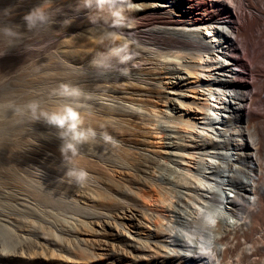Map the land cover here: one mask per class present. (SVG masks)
I'll use <instances>...</instances> for the list:
<instances>
[{
	"label": "bare ground",
	"instance_id": "6f19581e",
	"mask_svg": "<svg viewBox=\"0 0 264 264\" xmlns=\"http://www.w3.org/2000/svg\"><path fill=\"white\" fill-rule=\"evenodd\" d=\"M133 1L139 0H118L122 11L117 20L107 9L94 14L79 7L80 0H49L50 10L54 12L52 24L29 31L23 17L43 3L47 8V0H0V28H14L20 36L29 34L28 38L23 36V42H18L17 50L30 42L51 41L58 56L57 67L68 66L70 62L84 69L94 59L107 63L110 41L105 36L108 34L112 41L121 42L123 55L129 57L131 64L140 63L142 67L152 61L157 62L155 65L159 63L158 67L150 63L141 68L144 71L139 69L144 75L139 84L123 83L125 92L124 89L119 92L122 96L117 94L109 106L100 103L96 93H93V103L83 98L84 104L78 105L82 127L94 129L97 136L94 143L81 145L78 154L67 164L60 152L62 141L52 126L48 140H33L31 144L32 157L26 160H33L32 170H21L17 164L19 146L25 142L17 135L18 115L13 102L18 77L13 70H5L10 61L15 62L14 54L10 47L5 48L11 52L4 49L6 37L0 38V51H6L0 56V264H264V162H261L264 161V0H140L141 5L136 7L130 5ZM97 17L101 22L94 25L90 18ZM65 19L71 22L64 24ZM146 20L151 24L145 23L147 26L143 29L140 24ZM60 29L63 31L58 32ZM118 35L126 38L123 40ZM203 41L208 60L198 61L194 51ZM25 52L27 56L32 53ZM219 55L226 61L222 72L231 81L225 85L229 90L225 98L244 114L220 124L214 133L208 129L196 132L191 122L193 112L207 111L202 92L206 88L210 90L203 80L209 69L201 65L205 61L213 65L210 69L214 68L215 64L209 60ZM109 61L116 68L118 64H125L115 58ZM80 68L77 69L80 71ZM66 69L64 73L68 75L70 71ZM184 69L188 75L175 81ZM142 74L136 72V75ZM60 75L53 77L59 80ZM43 78L54 79L49 74ZM114 83L116 90L119 83ZM106 88L103 83L90 90ZM180 88L194 93L198 103L186 106L173 100L187 96L184 91V94L176 92ZM130 89L137 91L128 92ZM171 104L179 112L177 118H170L176 130L179 127L182 134L196 133L190 142L218 147L212 158L198 153L196 160L200 168L193 173L181 170V177L173 180L190 196L183 203L189 205H185L187 210L183 216L178 213L173 216L176 213L173 205L180 203L179 197L175 199L178 191L172 195L169 191L172 188L154 179L157 170L144 168L148 159L162 153L159 149L163 140L158 130L160 123L170 117L164 112ZM191 104L196 105L195 109ZM53 106V112L62 107ZM237 123L243 128L245 143H231L237 153L232 163L222 153L221 145L226 146ZM103 134L109 139H103ZM33 136L38 135L33 133ZM252 143L258 145V156H252L249 151ZM253 157L255 162L250 160ZM68 167L85 171L86 181L78 185L67 180ZM205 167L207 170H202ZM176 172L168 175L172 177ZM21 188L29 200L26 205L18 202Z\"/></svg>",
	"mask_w": 264,
	"mask_h": 264
},
{
	"label": "rangeland",
	"instance_id": "374dc122",
	"mask_svg": "<svg viewBox=\"0 0 264 264\" xmlns=\"http://www.w3.org/2000/svg\"><path fill=\"white\" fill-rule=\"evenodd\" d=\"M130 5H132L133 7H136V6H138V5H141V1L139 0V1H133V2H130ZM135 5V6H134ZM158 21V20H157ZM145 23H150L149 21H144V22H141V28H143L144 29V27L146 28V26H147V24H145ZM145 24V25H144ZM151 24V23H150ZM70 29V28H69ZM69 29H66V28H64V30H69ZM63 31V29H60V30H58V32L59 31ZM28 35L29 34H26L25 36H24V34L22 35L21 34V36H20V38L18 37V40L15 38V40H14V46H16V47H13V46H11L10 48L11 49H13V50H11L12 51V53L14 54V57H13V59H14V61L15 62H11L10 61V63H12V65L9 63V64H5L6 65V69L5 70H7V69H9L10 71L11 70H13V71H11L16 77H18L17 78V84L18 85H20V87L17 85V91H16V93L18 94H16V97H15V100L13 101L14 102V106L17 108V107H20V108H22L24 105H26L27 103H29L30 101H33V100H36V101H38L39 103H40V106H41V108L44 110V111H47V112H53V110H51L52 108H54V106H53V104L55 105V107H60V106H63V105H65V103L66 102H68V104L70 103V105H73V107H76V106H81L80 104H84L83 103V98L85 97L86 99H84V101L86 100V102L87 103H93V101H95L94 99H95V96L96 97H98L99 98V102L100 103H103L105 106H109L110 104H113V101L115 100V96H118V95H121L120 93L122 92V90L125 92V86H124V84L123 83H125V82H128V83H134V84H136V85H138L139 84V81H141V79L144 77V75L142 74L143 72L142 71H144V69H141L142 67H145L146 65L147 66H149V65H155L156 63H154L153 61H152V63L150 64H148V63H146L145 65H142V67H141V65H139L140 63H137V64H131V61L128 59L127 60V62H125V64L124 65H122V64H118V66H117V68H116V66L114 67V65L112 66L111 65V67L112 68H104V67H96V66H93V65H89V66H87V67H84V69H81L80 68V65H78V64H75V63H67L68 64V66L65 64V66L64 67H66V68H64L63 66H60V67H57V64L55 63V61H57V58H58V56H57V53H56V50H54V49H52V47L53 46H51L52 45V42L51 41H47V40H43V41H37V42H30L28 45H24L25 46V48L24 49H20V50H17V45L19 44V43H21V42H23L24 41V39L25 38H28ZM25 38H24V37ZM22 37V38H21ZM118 37H120V38H122L123 40L126 38L125 36H122V35H118ZM124 37V38H123ZM146 37H149V36H146ZM9 38L8 37H6L5 39H4V41H3V44H4V49L6 50V48H8L7 46H8V42H9V40H8ZM20 39H22V40H20ZM150 39V38H149ZM120 40V39H119ZM118 40V41H119ZM46 41V42H45ZM16 42H17V44H16ZM19 42V43H18ZM45 42V43H44ZM133 42H134V40H133ZM34 43H35V45H34ZM48 43V44H47ZM49 43H50V45H49ZM121 42L119 41V44H120ZM30 44H32V45H30ZM45 44V45H44ZM129 45H131V44H129ZM133 45H136V42L133 44ZM132 45V46H133ZM26 46L27 47H29L28 49H26ZM45 46H46V48H45ZM47 46H49V47H47ZM151 46H153V45H151ZM6 47V48H5ZM13 47V48H12ZM32 47V48H31ZM36 47V48H35ZM38 47V48H37ZM130 47V46H129ZM154 47H156V46H154ZM160 47H164V45H162L161 44V46ZM48 48V49H47ZM131 48V47H130ZM26 49V50H25ZM33 49L35 50V51H33ZM37 49V50H36ZM133 49V47L131 48V50ZM10 50H6V51H10ZM19 51L17 54L16 53H14V52H17V51ZM23 50H24V52L25 51H32V53L34 54V55H36L35 57H34V55H32V53L30 54V55H28L29 56V58L30 59H28V56L23 52ZM47 51V53H46V51ZM52 50L54 51V52H52ZM130 50V51H131ZM134 50V49H133ZM132 50V51H133ZM6 51H5V53H6ZM10 51V52H11ZM49 51V52H48ZM134 51H136V53L137 52H139V50H134ZM7 52V53H8ZM24 54H23V53ZM39 52V53H38ZM21 53V54H20ZM36 53V54H35ZM39 55H38V54ZM15 54H16V57H15ZM19 54H20V56H19ZM47 54V55H46ZM55 54V55H54ZM22 55H23V57H22ZM25 55V56H24ZM48 55H50V56H48ZM17 56H18V58H17ZM27 56V57H26ZM38 56V57H37ZM46 56V57H45ZM50 58V61L48 60V57ZM54 56V57H53ZM136 57H137V55H135ZM139 57H141L140 55H138ZM57 57V58H56ZM19 58H21V60H23V61H21V60H19ZM27 58V59H26ZM36 59V60H35ZM52 59V60H51ZM107 61V60H106ZM130 61V62H129ZM140 60H138V62H139ZM18 62V63H17ZM50 62V63H49ZM108 62H110V64H111V61H107V63ZM14 63V64H13ZM21 63V64H20ZM47 63H49L48 65H47ZM53 63V64H52ZM126 63H128V64H131V65H129L128 66V64H127V67H126ZM252 63V62H251ZM17 64H19V65H17ZM42 64V65H41ZM46 66H45V65ZM159 64V63H158ZM157 64V65H158ZM253 64H254V62H253ZM10 67H9V66ZM13 65H16V66H18V67H14ZM33 66V68H32V66ZM44 65V66H43ZM72 65V66H71ZM77 65V66H76ZM134 66V68H133V66ZM137 65V66H136ZM157 65H155L156 67H158ZM254 65H257L256 63L254 64ZM253 65V66H254ZM11 66H13V67H11ZM31 68H30V67ZM40 66H41V68H40ZM153 67V69H155L156 67ZM27 67H29V68H27ZM48 67V69H46ZM52 67V68H51ZM63 67V68H62ZM70 67H72V68H70ZM73 67H75V69L73 68ZM138 69H137V68ZM41 69V72L39 71L40 69ZM69 68H70V70H69ZM77 68H80V71H79V69H77ZM31 69H33L32 71H31ZM34 69L37 71V73H35L34 72ZM45 69V70H44ZM60 69H62V71L60 70ZM66 69V72H68V71H70V73L68 74V75H66L67 73H64V70ZM71 69H74V70H71ZM112 72H114L113 74L112 73H110L111 71ZM119 69V70H118ZM127 69V70H126ZM128 69H131V70H128ZM137 69V70H136ZM139 69H141V70H139ZM43 70H44V72H43ZM46 70H47V73H46ZM49 70V71H48ZM51 70H52V74H51ZM56 70L58 71V70H60L58 73L56 72ZM77 70V71H76ZM81 70H83V71H81ZM114 70V71H113ZM151 70H152V67H151ZM54 71H55V73H54ZM121 72V75H120V72ZM127 71H129V72H127ZM24 72V73H23ZM62 72L65 74H62ZM74 72V73H73ZM77 72L78 73H80V74H78V75H76L77 74ZM125 72V73H124ZM127 72V73H126ZM135 72V73H134ZM136 72H137V74H142V75H136ZM139 72V73H138ZM36 74L35 76L34 75H31V74ZM39 73V74H38ZM44 73V74H43ZM119 73V74H118ZM17 74H18V76H17ZM24 74V75H23ZM42 74V75H41ZM47 74H49V76H51L52 78H54V79H51V81L49 80V79H47V78H43L45 75H47ZM62 76H61V75ZM74 74V75H73ZM111 74V75H110ZM114 74H116V75H114ZM126 74V76H123L124 78H122V75H125ZM133 74V75H132ZM134 74H135V76H134ZM20 75V76H19ZM58 75H60L59 76V80L57 79L58 77H53V76H58ZM69 75L71 76V77H73V78H70L69 77ZM73 75V76H72ZM111 77H110V76ZM113 75V76H112ZM121 76V78H120V76ZM132 76V77H130V76ZM25 77V79H27V80H25V83H24V80H23V82H21L22 81V79ZM34 76V77H33ZM41 76H43V77H41ZM63 76H65V77H63ZM75 76H80V77H78V79L75 77ZM114 76H116V77H118L117 79H116V77H115V79H114ZM32 77V78H31ZM38 77V78H37ZM63 77V78H62ZM133 77H135V80L136 81H134V78ZM137 77V78H136ZM139 77V78H138ZM61 78H62V80H61ZM65 78H70L69 80L68 79H66V80H63V79H65ZM75 78V79H74ZM110 78V79H109ZM126 78V79H125ZM33 79H40V81L42 80V82H38V84H34L32 81H30V80H33ZM55 79H57V80H55ZM72 79V80H71ZM74 79V80H73ZM112 79H113V82H115V83H119L120 84V86H119V84H117V88H116V90L115 89H113V82H112ZM124 79V80H123ZM130 79H132V80H130ZM29 80V82H32V83H29V82H27ZM46 80V81H45ZM67 80L68 81H70V82H68L67 83ZM82 80V81H81ZM85 80V81H84ZM115 80V81H114ZM119 80V81H118ZM137 80H138V82H137ZM19 81V82H18ZM53 81H55L54 83H52ZM57 81V82H56ZM62 81V82H61ZM65 81V82H64ZM72 81V82H71ZM75 83H74V82ZM111 82L110 84H109V82ZM124 81V82H123ZM21 82V83H20ZM46 82V83H45ZM60 82H61V84H66V85H70V86H74V87H78L80 90H81V93H80V95L79 96H75V97H66V96H60V95H58V94H56V93H54V89H57L58 88V86L60 85ZM108 82V83H107ZM120 82H122V83H120ZM136 82V83H135ZM50 83H52V85L50 84ZM95 83V84H94ZM106 84L107 85V88H106V90L105 89H100L99 91H91L90 89L92 88V87H94V85L95 86H99L100 84ZM115 83H114V85H115ZM32 84V85H31ZM48 84V85H47ZM123 84V85H122ZM21 85H23V86H21ZM37 85V86H36ZM41 85H43V86H41ZM121 85L124 87H121ZM32 86H33V88H35V89H33L32 88ZM39 86V87H38ZM51 86V87H50ZM110 86H112L111 87V89L109 88ZM131 86H134L133 84H131ZM42 87H44V88H42ZM48 87V88H47ZM42 88V89H41ZM46 88V89H45ZM89 88V89H88ZM119 88H121V89H119ZM39 89V90H38ZM134 90V91H133ZM130 89L128 92H133V93H135V91H137L136 89ZM43 91V92H42ZM115 91H118V93L116 92L115 93ZM39 92V93H38ZM120 92V93H119ZM30 93V94H29ZM32 93V94H31ZM93 93H96L95 94V96H94V94ZM29 94V95H28ZM40 94V95H39ZM90 94V95H89ZM93 94V95H92ZM118 94V95H117ZM28 95V96H27ZM37 96V97H36ZM88 96V97H87ZM104 96V97H103ZM122 96V95H121ZM18 97V98H17ZM34 97V98H33ZM90 97V98H89ZM93 97V98H92ZM106 97H107V99H106ZM111 98V99H110ZM104 99H105V101H104ZM109 99H110V101H109ZM17 100V101H16ZM75 100H77V101H75ZM16 102V103H15ZM18 102V103H17ZM11 103V102H10ZM56 103V104H55ZM61 103V104H60ZM63 103V104H62ZM72 103V104H71ZM76 103H77V105H76ZM79 103V104H78ZM95 103V102H94ZM17 104V105H16ZM67 104V103H66ZM50 105V106H49ZM75 105V106H74ZM50 107V108H49ZM48 109V110H47ZM50 109V110H49ZM15 113H16V111H15ZM16 115H18L17 113H16ZM135 115V114H134ZM133 115V116H134ZM130 116V115H129ZM129 116H127L126 118H129ZM135 117V116H134ZM19 118H20V120H19ZM131 118V117H130ZM24 120H26V121H24ZM134 120L136 121V118H134ZM32 119H31V117H29L28 115H24V116H21V115H18V126H19V124H20V129H19V127L17 126V131H18V133H17V135H18V138H20L21 140H22V142L24 143L23 145L21 144L19 147H20V152H19V155H20V158L18 159V161H20V162H17V164H18V169H23V170H25V169H27L28 171H30V170H32L31 168H30V166L31 165H33V160H31L30 162L29 161H27V160H29V158L28 157H32L31 156V148H32V142H33V140L35 141V140H37V141H41L42 140V138H43V140L44 141H46V140H48L49 139V137H50V132H52L51 131V128H52V126H50V125H48V124H46L44 121H42V120H38V122L37 121H33V122H35L36 123V125L33 123V124H31L32 123ZM20 122V123H19ZM26 123V124H25ZM40 124V125H38V124ZM22 124H24V125H22ZM28 124V125H27ZM23 127H22V126ZM35 125V126H34ZM134 128V127H133ZM47 130V131H46ZM50 130V131H49ZM57 132H58V129H57ZM33 133H34V135L36 136V135H38L36 138L33 136ZM49 134V135H48ZM46 135V136H45ZM39 137V138H38ZM41 137V138H40ZM34 138V139H33ZM47 138V139H46ZM40 139V140H39ZM46 139V140H45ZM42 140V141H43ZM27 144V145H26ZM159 144H160V142H159ZM158 144V145H159ZM160 146V145H159ZM183 146V145H182ZM182 146H179V148L180 147H182ZM28 147V148H27ZM28 150H29V152H28ZM159 150H162V147L160 146V149ZM181 155V154H180ZM160 158H159V157ZM158 156H156L155 158H154V156H153V158L152 159H148V161H147V163H146V167H144L146 170H150V171H155L156 172V170L158 171V172H156L157 173V175H156V173H155V176H157V177H154V179H158L160 182H162V186H165L166 188H172V189H170L169 191H171V193H173L172 195H174V191H178V196L180 197V198H182V199H189L187 196H185L184 194H182V193H180V192H184L183 190H181V188H178L177 187V180H178V178H179V176H180V174H181V171H179L178 170V172H176V173H174V174H172L171 176L172 177H170L169 175H168V171H167V169H165V168H163V169H160V167H155V165L156 166H158V163H159V166L161 165V167H163V165H162V161H165L166 159H164L163 158V155H162V153L160 152V154L158 155ZM145 157V156H144ZM158 157V158H157ZM25 160H24V159ZM26 158H27V160H26ZM146 158V157H145ZM144 158V165H145V160H147V159H145ZM154 159V160H153ZM24 161H26V162H24ZM154 162V163H153ZM261 162H264V161H261ZM21 163V164H20ZM23 163V164H22ZM134 163H135V161H134ZM157 163V164H156ZM165 165V164H164ZM27 166H29V167H27ZM154 166V167H153ZM21 167V168H20ZM31 167H33V166H31ZM153 168V169H152ZM135 169V168H134ZM20 170V171H21ZM19 171V173H20V175H23V172H20ZM160 171V172H159ZM160 173H161V175H160ZM166 173V174H165ZM158 174L161 176H158ZM162 175H163V177H162ZM168 175V176H167ZM176 177H174V176ZM178 175V176H177ZM159 177V178H158ZM181 177V176H180ZM148 178H150V179H152V176L150 177V175H148ZM166 178V179H165ZM171 178H173V179H171ZM174 179H176V181L174 182L173 180ZM168 180V181H167ZM170 180V181H169ZM163 182L165 183V182H167V183H165V185L163 184ZM172 183V184H171ZM174 184V185H173ZM168 187H167V186ZM173 185V186H172ZM176 186V187H175ZM173 189H175V190H173ZM18 194H19V200H18V202H20V203H23V204H27L28 202H29V200H28V198L26 197V196H24L25 194H26V192L24 191V189L23 188H21V189H18ZM174 201V200H173ZM176 205V206H175ZM185 205H187L186 203L185 204H183V203H179V201L177 202V203H175L173 206H174V209H173V211L174 212H176V213H173V216H176V214L178 213V215H181V216H183L184 215V213L186 212V210H187V206H189V205H187V206H185ZM158 209H159V207H158ZM161 210H162V208H160ZM159 209V210H160Z\"/></svg>",
	"mask_w": 264,
	"mask_h": 264
},
{
	"label": "built area",
	"instance_id": "2783aa9c",
	"mask_svg": "<svg viewBox=\"0 0 264 264\" xmlns=\"http://www.w3.org/2000/svg\"><path fill=\"white\" fill-rule=\"evenodd\" d=\"M206 44L204 43V41L202 42V44L200 45H196V49H195V55L196 58L200 60H208L206 59V49H205ZM205 58V59H204ZM212 61L214 65V68L210 69L211 66L213 65H208L207 62L203 61L202 65L205 69H209L208 72H210V74H208V72H206L205 76V82L207 84V87H210V90H206L204 89V91L202 93H204V98L205 99V104H206V112L202 113L198 110H196L195 112H193V119L191 120L192 124L195 125V128L197 129L196 132L204 130L208 132L209 130L212 131L211 133H214L215 130H217V127L220 126V124H223L225 121H229V120H233L234 117L238 116H243V112L242 111H238L236 108V106L233 105V103H231L230 101L226 100V92H228L229 90L225 88V85L227 84H231L229 77H227L223 72V68L225 67V63L226 61L224 60V58H222V56H215L214 59L209 60ZM176 62L173 61V66L172 68H176ZM205 64V65H204ZM180 67V66H179ZM173 69V70H174ZM181 69V68H180ZM176 71H174L175 73L177 72V69H175ZM184 74V75H183ZM181 76H176V79L174 78L175 81L177 80V77H184L185 75L187 76L188 73L187 71L184 69L182 70V74H179ZM213 84H218V87L213 86ZM184 89H177L176 92L177 93H183ZM184 93H186V97L183 96L182 99L179 100V98H173L175 96H170L173 98V100L176 101H181L182 104L186 105V106H190L189 103H198L194 98L195 95L192 92H186L184 91ZM183 93V94H184ZM203 101V100H202ZM192 105V104H191ZM180 106L181 103H180ZM196 105H192V107L195 109ZM166 112H164V114L170 116L168 117L165 122H161L160 125V129L158 130V134L162 136V140L163 143H161L160 145L163 146L162 147V155L163 158L166 159L165 161H162V165L163 167H160V169H167L168 172H173V171H181L184 170V172H188V173H193L194 171H196L197 169L200 168V163L198 161V159L196 160V156L198 155V153L204 154L205 157H213L216 155V153L218 152V147H211L210 145L207 144H199L198 142H190V138H192V134H196L194 132H192V134L188 135L185 133H180L179 127H177L178 129L176 130V125L174 123V120H171L170 118L172 116H179V112H177V109H175V106L173 107V104L169 105V107ZM256 109V108H255ZM170 121H173V123H170ZM235 129H234V133L230 134L227 138V142H226V146L224 145L225 143H223L221 146H223L224 148L222 149V153H224V155H226L228 157V159L230 160V162H235L236 160V149L235 146L231 145V143L235 144V142H243L245 143V137H244V132H243V128L241 127L240 124H235ZM236 132V133H235ZM182 145H190L192 147H185ZM179 146H182L179 148ZM250 147V152L253 155H257L258 156V145H254L253 143L249 146ZM150 152H148L149 154ZM178 154H184L183 157H179ZM182 158H184V160H182ZM182 160V161H181ZM252 162H255L254 157L252 159H250ZM184 161V162H183ZM165 164V165H164ZM202 170H207V167L203 168ZM184 192H180L182 194H184L185 196H187L188 198L190 197L188 194H185V190L181 189ZM176 197L175 199H178V193L175 194ZM180 198V197H179ZM187 199V198H186ZM186 199H182L180 198V202L184 203ZM219 201H222V199L220 198Z\"/></svg>",
	"mask_w": 264,
	"mask_h": 264
},
{
	"label": "clouds",
	"instance_id": "9594fccd",
	"mask_svg": "<svg viewBox=\"0 0 264 264\" xmlns=\"http://www.w3.org/2000/svg\"><path fill=\"white\" fill-rule=\"evenodd\" d=\"M47 3V8L44 7L43 3L41 6L34 8L23 17L26 28L29 31L33 30L37 26H50L52 24L54 12L50 10L49 0H47ZM79 7L87 9L94 14L103 13L107 9L108 13L117 20H119L122 11L118 4V0H80ZM90 21L94 25L101 22L99 17H97L96 20L90 18ZM70 22L71 21L69 19H65L63 23L68 24ZM19 35L20 33L16 32L14 28H0V38H9L8 48L14 46V40ZM105 39L110 41L107 60L115 58L120 63L127 62L129 57L123 55V46L112 41L110 34L106 35ZM4 53L5 51H0V56L4 55ZM91 63L96 67H111L110 63H102L101 61L95 59ZM53 91L60 96L66 97L79 96L81 93V90L78 87L66 84H60L58 88L54 89ZM7 107H12V105H7ZM78 107L79 106L73 107L72 105L65 104L55 112L49 113L41 108L38 101L33 100L24 105L22 108H15V111L18 115H28L33 121L42 120L46 124L54 126L56 129H58V136L62 141L60 152L67 164L72 157H75L78 154V149L81 145L90 142L94 143L97 136V133L94 129H85L82 127V119L79 115ZM103 139H109L107 134H103ZM65 177L67 180L79 185L86 181L87 173L82 169L68 167Z\"/></svg>",
	"mask_w": 264,
	"mask_h": 264
}]
</instances>
